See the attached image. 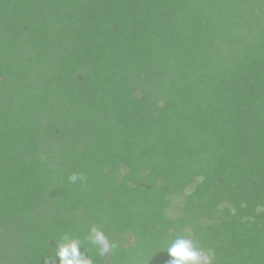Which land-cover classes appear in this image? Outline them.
<instances>
[{
    "label": "trees",
    "instance_id": "1",
    "mask_svg": "<svg viewBox=\"0 0 264 264\" xmlns=\"http://www.w3.org/2000/svg\"><path fill=\"white\" fill-rule=\"evenodd\" d=\"M180 235L264 264V0H0V264Z\"/></svg>",
    "mask_w": 264,
    "mask_h": 264
},
{
    "label": "clouds",
    "instance_id": "2",
    "mask_svg": "<svg viewBox=\"0 0 264 264\" xmlns=\"http://www.w3.org/2000/svg\"><path fill=\"white\" fill-rule=\"evenodd\" d=\"M69 179L76 182L80 177L73 174ZM86 239L98 247L101 257L119 247L102 228L96 226L90 228ZM82 247L84 248V244L79 239L63 236L55 243V260L58 259V264H95L93 256L82 251ZM166 251L169 256L167 264H212L213 261V255L202 250L196 241L184 235L172 240Z\"/></svg>",
    "mask_w": 264,
    "mask_h": 264
}]
</instances>
